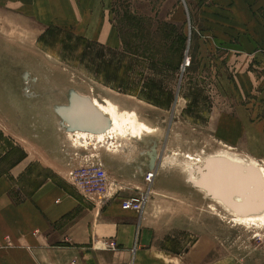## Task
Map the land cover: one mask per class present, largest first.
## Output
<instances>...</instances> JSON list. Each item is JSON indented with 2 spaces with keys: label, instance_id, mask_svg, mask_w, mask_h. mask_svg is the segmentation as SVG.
I'll list each match as a JSON object with an SVG mask.
<instances>
[{
  "label": "rangeland",
  "instance_id": "rangeland-1",
  "mask_svg": "<svg viewBox=\"0 0 264 264\" xmlns=\"http://www.w3.org/2000/svg\"><path fill=\"white\" fill-rule=\"evenodd\" d=\"M8 1L0 0V176L21 163L11 178L16 200L45 181L93 195L96 205L119 194L144 195L145 209L136 213L158 259L264 264V221H240L236 209L198 185L207 186L210 158L238 163L257 178V166H264L260 86L236 84V55L230 45H219L201 14L210 0H99L88 36L44 26ZM110 25L119 46L95 36ZM250 71L253 79L264 76L263 69ZM78 98L109 101L152 131L142 138L79 139V130L92 131L72 118L88 108L86 102L78 106ZM249 103L260 109L252 117L261 120L256 126L238 117ZM244 134L253 141L240 144ZM98 165L107 170L106 188L97 174L89 176L90 187L73 176ZM149 171L156 173L154 182L145 179ZM254 191L257 201L245 210L264 204V194Z\"/></svg>",
  "mask_w": 264,
  "mask_h": 264
},
{
  "label": "crops",
  "instance_id": "crops-1",
  "mask_svg": "<svg viewBox=\"0 0 264 264\" xmlns=\"http://www.w3.org/2000/svg\"><path fill=\"white\" fill-rule=\"evenodd\" d=\"M98 1L9 0L8 3L20 6V12L44 26L72 27L88 36L92 34L89 33L92 20H98L90 17L96 12ZM202 7L203 20L216 32L219 45L223 48L230 45V54L236 55L233 63L239 71L236 84L244 88L259 85V98L264 100V76L253 79L250 71L252 67L264 70V0H210ZM110 27L97 30L95 36L110 47L119 46V38ZM250 105L253 104L242 106L244 111L238 117H242L244 125L256 126L261 120L253 121L252 117L260 109ZM259 125L264 126V122ZM251 129L248 127L244 132ZM248 136L242 135L240 144L251 143L253 138ZM20 164L11 169V174L0 176V264H72L74 259L76 264H169L158 259L153 248L147 246L145 232L149 230L140 215L122 208L127 197L119 194L96 205L98 200L93 195L81 193L87 200L72 189L45 181L18 201L12 179ZM134 181H140V173ZM131 211L135 214H129ZM103 241L116 242L117 250L100 249L97 244Z\"/></svg>",
  "mask_w": 264,
  "mask_h": 264
},
{
  "label": "water",
  "instance_id": "water-1",
  "mask_svg": "<svg viewBox=\"0 0 264 264\" xmlns=\"http://www.w3.org/2000/svg\"><path fill=\"white\" fill-rule=\"evenodd\" d=\"M79 100L80 98L77 99L78 106ZM85 109V115L88 114L94 117L95 122L101 124L100 128H96V124L90 127L82 123L81 119L83 117L82 114L84 115V113H79V111L78 113L76 111L75 114L72 115L74 122L77 123L76 126L79 129L89 130L94 133L102 131L107 125V118H104L102 113L93 106ZM88 120H90V118H86V121ZM206 172L208 173V188L202 186L199 183L198 185L204 188L212 197L223 201L226 205L229 204L228 206L231 205V208L234 209L235 207L240 205V203L234 200L235 196H241L247 199V203L244 205L245 207L243 211L246 209L247 204H251L257 201L256 198L258 197V195L254 191V189L258 187L259 183L257 174L255 177L251 169H248L246 173V169L244 168V166L236 163L233 164V162L230 163L226 160L222 161L221 158L214 157L208 160L206 164ZM252 205H254V203ZM247 210H245L244 212H246Z\"/></svg>",
  "mask_w": 264,
  "mask_h": 264
},
{
  "label": "bare ground",
  "instance_id": "bare-ground-1",
  "mask_svg": "<svg viewBox=\"0 0 264 264\" xmlns=\"http://www.w3.org/2000/svg\"><path fill=\"white\" fill-rule=\"evenodd\" d=\"M26 78H28V76H26ZM84 102H86V101H84V99H80L79 100V103H84ZM86 104H87L88 108L93 106L96 109H98L103 114V116L104 115L107 116V125L102 131L96 132V134H94L93 132L91 133V132H88V131L86 132V131H82V130L80 131L79 130L77 132V134L79 135V139L83 137L84 140H87L88 136H91V138H92V136H96V137H98L99 140L105 141L104 139L107 138V137H105L106 135L109 136V138H111L113 140L116 137L117 138L118 137H122V138L123 137H126V138L127 137L142 138L143 137V133H145L144 131H147V133L152 131L144 123H139L138 124L136 118L134 117V115L131 112L119 111L117 109V106L113 105L109 101H107L105 104H102L97 99H94L93 102H91V103L86 102ZM78 111H79V109H78ZM78 111H77V113H78ZM79 113H82V112L79 111ZM82 116H83L82 119H81L82 123H84L85 125L90 126V127H92V125H94L93 124L95 122L94 117L89 115V118L90 117H92V118L90 120H88L89 124H86L87 123L86 118H88V117H86L85 114L84 115L82 114ZM96 125H97L96 128L100 127V125H98L97 122H96ZM98 139H97V141H99ZM230 163H232V162H230ZM233 164H235V163H233ZM236 164H238V163H236ZM257 169H258L259 174H260L259 178H261V184L259 182V185H258V187L256 189H257L258 192L264 194V166L263 167L262 166L261 167L257 166ZM253 174L256 177V174H255L254 171H253ZM206 176H207L206 177V183L208 185V182H207L208 173L206 174ZM199 182H203V181L200 180ZM205 187L208 188V186H205ZM235 197H241V196H235ZM235 197H234V200H235ZM242 198H244V197H242ZM244 199H246V198H244ZM237 201H240V200L238 199ZM244 205L245 204L240 203L239 206L234 208L236 210H239V211L235 210V213L238 216V217H236L237 219H239L242 222H248V223H255L256 221H264V204H257L255 206H251L250 209L247 210L246 212H241V211H243V209L245 207ZM248 206L249 205L247 204V207ZM98 246H99L100 249L102 248L101 245H98Z\"/></svg>",
  "mask_w": 264,
  "mask_h": 264
},
{
  "label": "built area",
  "instance_id": "built-area-1",
  "mask_svg": "<svg viewBox=\"0 0 264 264\" xmlns=\"http://www.w3.org/2000/svg\"><path fill=\"white\" fill-rule=\"evenodd\" d=\"M92 174L99 175V180L106 188L107 186L106 183L108 182V173H107L106 168H104L102 165H98L94 167H86L80 172H74L73 176L75 178L78 177L82 182L87 183L86 186L90 187L91 185L89 183H93V180L89 176ZM155 174H156L155 172L149 171L146 173L145 179L151 182L153 181ZM145 205H146V199L144 198V195L132 197V198H126L122 201V207L124 209L133 210V211H136L137 213H142L145 209ZM117 248H118V245L114 241H103L102 242L101 249L103 250H117ZM76 263H77L76 259L72 260V264H76Z\"/></svg>",
  "mask_w": 264,
  "mask_h": 264
}]
</instances>
